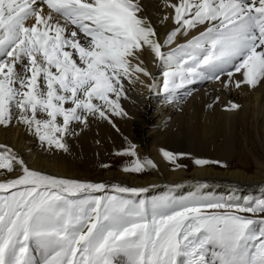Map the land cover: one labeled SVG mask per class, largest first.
Listing matches in <instances>:
<instances>
[{
  "label": "snow or ice",
  "instance_id": "6c2138e0",
  "mask_svg": "<svg viewBox=\"0 0 264 264\" xmlns=\"http://www.w3.org/2000/svg\"><path fill=\"white\" fill-rule=\"evenodd\" d=\"M163 2L175 27L161 42L142 0H0V125L16 121L49 149L68 152L73 122L127 115L125 80L144 83L143 74L156 87L140 59L145 48L164 69L166 97L197 81L264 83V0ZM117 154L136 158L125 171L156 167L131 142ZM17 169L15 178L5 175ZM0 170V264H115L121 254L126 264H264V197L135 200L124 194L148 189L114 185L117 194H108L103 183L33 170L7 145Z\"/></svg>",
  "mask_w": 264,
  "mask_h": 264
},
{
  "label": "bare ground",
  "instance_id": "6f19581e",
  "mask_svg": "<svg viewBox=\"0 0 264 264\" xmlns=\"http://www.w3.org/2000/svg\"><path fill=\"white\" fill-rule=\"evenodd\" d=\"M142 4L162 42L175 27L171 19L164 20L173 10L165 8L163 0H142ZM202 30L200 27L188 36L178 35L164 50L185 43ZM140 59L155 76L156 87L150 90L146 85L154 81L139 74L144 83H134L140 95L135 100L127 82H123L126 96L121 98V104L127 115L113 116L111 123L99 117L90 118L87 126L73 122L76 135L67 137L68 152L49 149L16 121L8 126L0 125V145L12 148L31 169L48 175L103 183L112 192L114 185L148 189L136 196L124 194L134 199L161 192L175 196L190 190L222 193L226 200H236L242 193H263L264 83L255 88L245 85L236 88L233 83L225 88L221 81L212 80L201 87L195 86L185 98L168 99L162 91L164 69L159 61L147 48ZM235 78L239 79V74ZM190 88L178 90L187 92ZM229 102L240 107L229 110L226 108ZM129 142L136 146L139 157L151 159L156 167H147L140 173L119 167L116 161L121 159L113 155L126 149ZM161 149L177 156L174 165L166 160ZM194 159L210 163L197 165ZM20 174L17 169L5 175L15 178ZM4 178L0 176V180ZM31 250L33 258L39 259L35 244ZM115 264H126V257L117 256Z\"/></svg>",
  "mask_w": 264,
  "mask_h": 264
},
{
  "label": "rangeland",
  "instance_id": "374dc122",
  "mask_svg": "<svg viewBox=\"0 0 264 264\" xmlns=\"http://www.w3.org/2000/svg\"><path fill=\"white\" fill-rule=\"evenodd\" d=\"M210 81H212V80H209V81L207 80V81H202V82L201 81H197L196 83L187 86V87H191L190 88L191 89L190 91H187L186 92V91H183V90H177V93H176L177 96L175 95V97H168V99L169 98H173L175 100V98H178V99L185 98L186 95L188 96V94H190L193 91V89L195 88V86L201 87V86H203L204 84H206V83H208ZM124 82H127V85L129 87V89L132 91V94H134L133 95V98L135 100H137V99L139 100V96L140 95L139 94L137 95V93H136L137 92V87L135 86V84L133 82H130V81H127V80H125ZM182 92H183V94H182ZM158 100L159 99H157L156 101H158ZM167 151H170V150L167 149ZM113 158H115V159H118V158L121 159V160H117L116 162H117V165H119V167H124V168L127 167L126 165L130 166L131 162L136 159L135 157H131V156H127V155H122V154H114L113 155ZM167 161L170 164H173V165L175 164V161H169V160H167ZM107 192H108V194H117V193L112 192L110 190H107ZM253 193H254V195H253ZM253 193H250V194L249 193H246V194L242 193V195L239 198H237L236 200H239L241 203H243L244 202V198H249V197L261 198V197H264V192L261 193V194L259 192L258 193L257 192H253ZM100 195H102V193ZM167 195L174 196L171 192H168V193L161 192L160 194H149L146 197L144 196V198L141 197V196H139V198H137L135 200H140V199L152 200V199L160 198V197L167 196ZM193 195H199L201 197H206V198H215V199H224V200H226V196L224 194H222V193H216V192H213V191H210V190H202L201 192L196 191V190H190V191H187V192H182L179 195H175L174 197L179 198V199H185V198H190ZM125 196L127 198L134 199V198H132V197H130L128 195H125Z\"/></svg>",
  "mask_w": 264,
  "mask_h": 264
}]
</instances>
